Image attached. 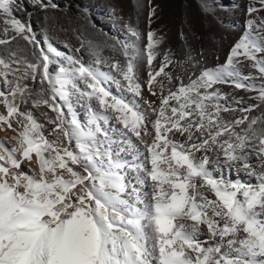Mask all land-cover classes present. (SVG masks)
I'll list each match as a JSON object with an SVG mask.
<instances>
[{"label": "snow or ice", "instance_id": "snow-or-ice-1", "mask_svg": "<svg viewBox=\"0 0 264 264\" xmlns=\"http://www.w3.org/2000/svg\"><path fill=\"white\" fill-rule=\"evenodd\" d=\"M16 2L0 0V130L16 133L14 145L0 140V264H264V113L249 115L264 105V0L248 7L223 64L200 67L191 53L180 61L168 49L156 69L163 38L150 27L155 8L146 44L138 26L124 24L121 62L79 33L81 47L67 53L47 38L42 47L31 13L22 21ZM198 7L209 11L204 0ZM18 41L31 47V60L13 47ZM181 63L199 74L175 75ZM222 84L256 93L249 98L257 103L242 106ZM145 86L160 101L151 121L138 99ZM73 97L88 102L87 125ZM25 161L37 169H23Z\"/></svg>", "mask_w": 264, "mask_h": 264}, {"label": "rangeland", "instance_id": "rangeland-1", "mask_svg": "<svg viewBox=\"0 0 264 264\" xmlns=\"http://www.w3.org/2000/svg\"><path fill=\"white\" fill-rule=\"evenodd\" d=\"M21 2L26 7H20ZM43 2L48 3L49 0H43ZM52 2L59 7L57 9L48 7L44 10L39 4L34 6L33 0H17L12 5L15 14L25 23L28 22L29 13H31L32 27L42 47L47 48V44H45V38H47L53 47L67 53L69 48L74 50L81 47V40L77 35L79 33L85 41H91L93 45H99L103 56L112 57L121 62L124 61V58L119 51L117 41L128 39L125 35L124 24L131 22L134 26H138L142 33L140 43L141 45L146 44V33L149 30L148 13L151 8H155L156 14L152 17L150 27L158 37L163 38V44L157 49L161 55L157 57L152 66L156 69L162 59L163 51L168 49L174 54V58L180 61H184L191 53L192 57L200 62V67H215L223 64L231 47L239 40L245 30L246 21L250 18L248 7L253 3V0H204L209 9L207 13H204L198 7L200 0H52ZM261 15H264V13H261ZM117 17H121L122 20L117 19ZM181 33H183V37ZM17 43L19 47L26 49V52L22 54H26L31 60V47L27 46L24 41L13 42V47ZM65 45L69 47L66 48ZM113 45L116 46V51H113ZM81 52L85 60L92 59L88 54L87 44L84 45ZM76 55L80 54L76 53ZM138 65L140 81L144 84L147 80L148 71L146 59L139 60ZM55 67L56 65H51L50 71ZM104 70L107 71V68L105 67ZM170 70L175 75L185 78L192 72L199 74V68H191L184 63L173 66ZM244 71L246 73L254 72L250 68H245ZM28 83L31 84V81ZM217 87L222 92L228 93L230 99H242V106L257 103L249 98L256 95V93L235 89L231 85L222 84L217 85ZM138 99L148 114V120H154L155 113L153 109L157 108L160 103L158 97L151 95L145 86L142 88V97ZM72 100L73 112L76 118L82 124L87 125L90 117L88 102L81 100L77 103L76 97H73ZM145 101L150 103H145ZM92 105L97 110L99 109V105L95 101H92ZM27 107L30 108V105ZM4 111L3 107L0 106V113ZM33 112L40 122L45 124L46 128L51 127L39 115L38 110L33 109ZM65 112L67 115V109H65ZM262 113H264V105L256 108L249 115L260 116ZM50 115L54 114L50 113ZM222 115L227 119H233L242 115V113L237 111L222 113ZM67 118L70 120L72 117L67 115ZM111 126L114 129H119V131L112 134L117 139L121 138L123 132L121 126L114 120L111 121ZM13 127H17L15 122H13ZM148 127L151 130L150 123ZM14 136H16L14 131L0 130V140L6 141L9 145L15 144L12 139ZM125 138H130L140 148L141 152L144 151L143 145L135 136L129 133ZM122 155L129 156L130 154L122 153ZM22 168L35 170L37 165L25 161ZM144 192H150V188L145 187Z\"/></svg>", "mask_w": 264, "mask_h": 264}]
</instances>
